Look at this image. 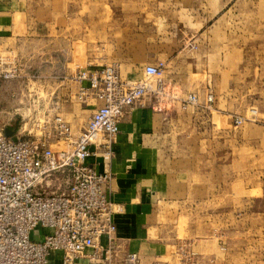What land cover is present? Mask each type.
I'll use <instances>...</instances> for the list:
<instances>
[{
    "label": "rangeland",
    "instance_id": "obj_1",
    "mask_svg": "<svg viewBox=\"0 0 264 264\" xmlns=\"http://www.w3.org/2000/svg\"><path fill=\"white\" fill-rule=\"evenodd\" d=\"M45 1L42 10L52 19L54 56L68 72L58 73L60 80L71 82L76 68L107 65L118 67L124 78L138 80L145 66L161 61L166 88L198 99L200 91L180 93L165 81L178 72L176 63L190 61L193 66L187 70L198 73L197 81L213 71L223 81L228 68L237 77L246 67L244 82L234 79L230 89L238 96L264 97V0ZM241 57L246 63L236 64ZM16 67L17 76L23 77L21 66ZM171 67L177 69L174 74ZM41 72L26 73L35 79ZM71 84L74 95L76 85ZM240 84L246 88L241 90ZM209 93L214 97L211 86ZM65 101L79 105L76 98ZM61 104H66L62 97H0V110L5 109L0 126L9 123L22 137L39 135ZM204 109L202 125H214L206 115L210 109ZM250 110L252 114L230 119L227 154L217 156L219 166L230 167L229 174L228 167L207 173V180L190 188L187 198L166 207L169 250L153 264H264V124L256 126L252 115L258 108ZM203 162L209 172L216 159L204 155ZM193 190L201 196H191ZM42 233L47 230L38 227L34 235Z\"/></svg>",
    "mask_w": 264,
    "mask_h": 264
},
{
    "label": "crops",
    "instance_id": "obj_2",
    "mask_svg": "<svg viewBox=\"0 0 264 264\" xmlns=\"http://www.w3.org/2000/svg\"><path fill=\"white\" fill-rule=\"evenodd\" d=\"M45 3V0H0V54L20 65L23 71V77L0 82V97H62L66 104H61L57 114L79 131L97 104L79 103L77 108L65 101V97L73 93L72 84L58 78L59 74L68 72L58 56H54L56 44L52 42L54 35L49 24L52 19L42 10ZM239 62L246 63L242 57L237 58L236 64ZM176 66L178 72L171 67L173 74L176 73L166 76L165 81L172 83L171 87L176 86L180 93L200 91L198 106L182 110L177 104L170 105L161 99L157 107L151 106L150 98H145L142 105L124 113L110 161H104L100 154L91 158L100 173H109L111 177L107 195L117 209L113 217L117 228L115 264H120L127 254H135L138 264H153L166 255L170 244L164 222L166 207L187 198L192 191L190 188H197V183L207 180V173L228 167L219 166L217 156L227 154L230 119L236 114L243 117L252 114L250 109L256 107L259 111L252 115V122L257 121L256 126L264 124V97L238 96L236 90L230 89L234 79L244 82L246 67L237 77L231 76L228 68L223 81L222 75L215 71L197 81L198 73L187 70L193 66L192 62L179 61ZM61 68L66 71L60 73ZM31 69L42 71V76L30 78L26 72ZM210 86L214 97L206 115L215 124L203 126ZM237 86L241 90L246 88L244 84ZM4 111V108L0 110ZM2 127L14 132L9 123ZM204 155L216 159L209 172L204 169ZM226 171L229 174L230 167ZM227 177L229 175L223 179ZM191 196H201V193L195 191ZM101 243L105 245L106 240L102 239ZM81 262L89 264L87 260Z\"/></svg>",
    "mask_w": 264,
    "mask_h": 264
},
{
    "label": "built area",
    "instance_id": "obj_3",
    "mask_svg": "<svg viewBox=\"0 0 264 264\" xmlns=\"http://www.w3.org/2000/svg\"><path fill=\"white\" fill-rule=\"evenodd\" d=\"M76 69L70 77L76 93L69 98L97 104L81 130L58 114L35 136L12 131L6 137L0 126V264H115L111 177L91 158L110 161L124 113L145 98L157 107L161 99L182 110L198 106L194 95L166 88L161 61L145 66L138 80L124 78L115 65ZM16 77V64L0 54V82ZM212 100L209 93L206 109ZM38 227L47 233L34 235ZM120 264H138L137 256L127 254Z\"/></svg>",
    "mask_w": 264,
    "mask_h": 264
},
{
    "label": "water",
    "instance_id": "obj_4",
    "mask_svg": "<svg viewBox=\"0 0 264 264\" xmlns=\"http://www.w3.org/2000/svg\"><path fill=\"white\" fill-rule=\"evenodd\" d=\"M4 133H5L6 137H11V135H12V131L9 130L8 128L4 130Z\"/></svg>",
    "mask_w": 264,
    "mask_h": 264
}]
</instances>
